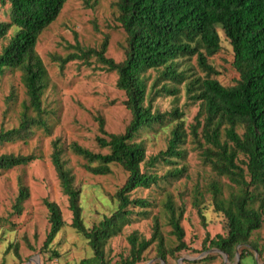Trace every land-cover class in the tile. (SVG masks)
Returning a JSON list of instances; mask_svg holds the SVG:
<instances>
[{
    "label": "trees",
    "instance_id": "16d2710c",
    "mask_svg": "<svg viewBox=\"0 0 264 264\" xmlns=\"http://www.w3.org/2000/svg\"><path fill=\"white\" fill-rule=\"evenodd\" d=\"M68 1L0 0L1 4L10 6V20L0 22V79L7 70L20 71L28 96L19 127L0 131V146L27 139L34 127L50 132L43 117V95L49 75L36 47L40 36L59 18ZM118 9V21L127 34L122 62L117 63L106 56L109 38L100 50L77 44L73 54L60 60L64 67L73 61L89 62L95 57L107 70L117 72V87L125 92V105L132 113V120L123 134H108L104 120L100 119L102 135L96 141L101 149L109 150L107 154L92 152L77 143L69 146L75 156L86 162L85 169L95 176L110 175L114 164L129 174L125 185L115 195L118 203L115 211L91 229L84 223L82 190L75 186L72 169L63 158L64 150L59 140L52 144L51 161L62 193L68 198V209L72 214L70 226L93 250V257L83 259L80 264L106 263V245L131 224L133 211L129 207H150L147 200L131 199L130 192L138 188L149 189L160 180L156 174L143 171L142 165L146 168L159 163L175 165L173 158H184L182 147L189 136L202 149L205 162L213 171L240 187L238 194H232L230 200L225 201L221 186L212 184L213 203L216 212L226 217L227 230L213 239L207 237L209 247L229 258L235 257L242 246L241 259L249 255L251 249L261 253L264 249L251 238L264 224V0H119ZM218 28L230 41L234 52L233 68L239 74L235 84L228 87L212 78L219 73L209 63V58L221 51ZM5 41L7 44L4 45ZM195 57L207 75L204 80L199 78L186 83L187 94L200 104L195 124L188 133L184 122L179 121L171 132L167 150L148 159L144 145L135 142V138L141 129L164 123L166 115L153 111L151 91L157 84L149 92L146 74L151 70L159 71V78L182 84L186 78L178 72L177 60ZM161 90L169 95L177 93V89L165 86ZM30 111L35 116H31ZM172 115L177 120L183 116L178 111ZM239 129H243L242 134ZM239 155L246 159V169L238 164ZM37 159L35 155L4 154L0 156V170L26 166ZM185 172V168L174 169L168 177L179 179ZM252 187L259 191L258 208H255L257 197ZM29 196V189L20 185L16 214H21L22 202ZM44 205L50 224L44 249L50 250L66 222L57 203L45 200ZM195 205H198L197 200ZM166 209L170 214L171 234L178 242L170 251L174 256L188 249L181 224L183 209L177 212L171 202ZM199 213L202 214L200 210ZM128 241L130 252L121 264L141 263L144 253L154 242H158L159 250L163 251L160 222L154 220L150 240L133 233ZM51 257L60 258V254L52 250ZM162 257L165 258L164 253Z\"/></svg>",
    "mask_w": 264,
    "mask_h": 264
},
{
    "label": "rangeland",
    "instance_id": "374dc122",
    "mask_svg": "<svg viewBox=\"0 0 264 264\" xmlns=\"http://www.w3.org/2000/svg\"><path fill=\"white\" fill-rule=\"evenodd\" d=\"M118 3L119 0H69L59 18L39 38L36 51L49 75L43 95V117L50 132L34 127L27 139L0 146V156L35 155L38 158L26 166L0 170V264H80L83 259L93 257L88 242L70 226L72 214L68 209V198L62 193L51 161L52 144L56 140L64 150V160L72 169L75 186L82 190L81 206L86 227L91 229L99 224L118 206L115 195L125 185L129 174L120 165L114 164L111 165L110 175L95 176L85 169L86 162L75 156L69 146L77 143L92 152L107 154L109 150L101 149L96 141L102 135L99 121L104 120L108 134H123L132 120V113L125 105L127 96L117 87V72L107 70L95 57L89 62L73 61L64 67L60 62L75 52L77 44L100 50L106 38H109L106 56L117 63L125 59L127 34L118 21ZM9 7L0 3V22L10 20ZM217 30L221 51L210 57L209 63L219 73L212 78L228 87L235 84L239 74L233 68L234 52L230 41L221 28ZM177 70L185 75L186 80L182 84L159 78V71L151 70L146 74L149 92L157 84L156 89L151 91L153 111L166 115L164 123L141 129L135 138V142L144 145L148 159L167 150L171 132L179 121L184 122L190 133L199 112L200 104L191 100L186 92V83L199 78L204 80L207 75L200 69L196 57L177 60ZM164 86L177 89V93L169 95L161 92ZM27 104L28 96L21 81V72L7 70L0 79V131L18 128ZM175 111L183 115L180 120L172 115ZM29 114L35 116L32 111ZM238 132L242 134L243 129ZM182 149L185 151L184 158H173L175 165L159 163L152 168L142 165L143 171L156 174L160 180L149 189H134L130 198L147 200L150 207H129L133 211L131 224L106 245L105 264H121L128 257V238L133 233L150 240L154 220L160 222L164 235L163 251L159 250L158 242L152 243L139 264H264V251L259 253L251 249L249 255L241 259L243 246L237 249L233 258L209 247L207 237L213 239L227 230L226 217L216 212L213 203L212 184L221 186L225 201H229L232 194H238L240 187L213 171L192 136L187 138ZM245 161L239 155L238 164L244 169ZM183 168L186 172L181 178L168 177L170 171ZM20 185L29 189L30 196L22 202L21 214H16ZM251 190L257 197L255 208H258L259 191H255L254 187ZM45 200L59 205L66 222L50 250L44 249L50 230ZM169 202L177 212L183 209L181 224L188 245L187 250L174 256L170 251L178 242L171 234L170 214L166 209ZM251 240L264 249V224ZM52 250L57 251L60 258H52Z\"/></svg>",
    "mask_w": 264,
    "mask_h": 264
}]
</instances>
